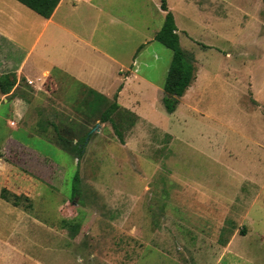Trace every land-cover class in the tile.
I'll return each instance as SVG.
<instances>
[{"label":"rangeland","instance_id":"374dc122","mask_svg":"<svg viewBox=\"0 0 264 264\" xmlns=\"http://www.w3.org/2000/svg\"><path fill=\"white\" fill-rule=\"evenodd\" d=\"M151 2L146 38L162 25ZM166 4L195 67L171 115L146 84L120 99L62 74L39 84V46L24 62L33 81L20 75L25 51L1 32L17 41V18L37 17L0 0V264H264V0ZM146 48L139 73L162 89L172 53ZM111 69L96 78L109 91Z\"/></svg>","mask_w":264,"mask_h":264},{"label":"crops","instance_id":"0c3cea01","mask_svg":"<svg viewBox=\"0 0 264 264\" xmlns=\"http://www.w3.org/2000/svg\"><path fill=\"white\" fill-rule=\"evenodd\" d=\"M139 1L140 5L137 4ZM139 1L60 0L48 19L36 14L37 21L17 18L19 40L11 39L8 30L2 31L1 35L12 43L17 42L25 51L18 72L30 80L32 79L23 73L24 62L39 46L40 59L46 63L40 72L41 79H37L39 84L56 74H62L106 96L116 91L118 99L132 85L136 93L142 90L141 84H146L148 92L158 94L162 91L161 85L139 73L141 67L147 68L146 55L149 50L146 47L156 34L151 33L148 38L143 36V30L147 29L146 20L149 19L146 13L148 0ZM158 1L157 8L154 7L158 15L162 16L163 23L165 12L160 10V0ZM8 19L12 20V15ZM26 39L28 42L24 44ZM105 66L112 68V78L107 77L113 85L110 91L99 84L101 79H96L103 77L101 71ZM89 68L95 74L94 78L83 77L84 70ZM191 86L192 84L181 99L188 95Z\"/></svg>","mask_w":264,"mask_h":264},{"label":"trees","instance_id":"16d2710c","mask_svg":"<svg viewBox=\"0 0 264 264\" xmlns=\"http://www.w3.org/2000/svg\"><path fill=\"white\" fill-rule=\"evenodd\" d=\"M26 9L30 10L34 14L43 19H48L54 12V8L57 7L60 0H14ZM160 10L165 12L164 19L161 28L154 35V41L160 43L165 48L169 49L172 53L168 71L164 84L162 86L163 96L161 98L162 107L165 112L170 114L174 112L179 98H181L188 87L195 80V67L192 57L181 50L179 45V37L177 34V28L174 24V18L172 13L167 10L166 0H160ZM11 84L6 79L0 80V92L2 94L9 93ZM115 96L112 103L109 105L106 111L101 114V121H110V115L117 110V104L115 103ZM114 133L120 142H122V134L116 127V124H112ZM88 136V134L86 135ZM86 138L81 139L76 145L71 147V151H75L76 157L79 158L84 151ZM76 170L73 172L71 179L70 195L69 199L73 201L80 195L79 175ZM3 198V195L0 194ZM18 198L13 196L12 205L17 206L19 204ZM26 201V200H25Z\"/></svg>","mask_w":264,"mask_h":264}]
</instances>
